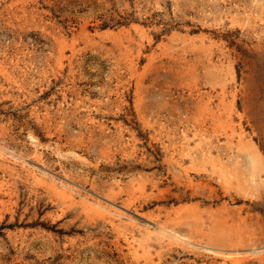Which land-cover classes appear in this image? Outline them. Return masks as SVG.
Returning <instances> with one entry per match:
<instances>
[{
    "label": "rangeland",
    "instance_id": "374dc122",
    "mask_svg": "<svg viewBox=\"0 0 264 264\" xmlns=\"http://www.w3.org/2000/svg\"><path fill=\"white\" fill-rule=\"evenodd\" d=\"M0 264H264V0H0Z\"/></svg>",
    "mask_w": 264,
    "mask_h": 264
},
{
    "label": "bare ground",
    "instance_id": "6f19581e",
    "mask_svg": "<svg viewBox=\"0 0 264 264\" xmlns=\"http://www.w3.org/2000/svg\"><path fill=\"white\" fill-rule=\"evenodd\" d=\"M158 226L161 228L159 231L161 233H163L165 236H167L169 239H171L172 243L177 242V243H180V244L187 246V247H195V248H198L200 250H206V251H208V250L215 251L218 249L229 250V249H225V247L222 246L221 244L216 245V244H214L215 242L210 241V240H205L203 238H200L199 236H197V238H194L195 236H193V235L183 234L177 228V226L175 224L167 225V224L158 223ZM234 250H239V249H234ZM252 251L254 253L255 252L257 253V252H260L261 250L259 247H254V248H252ZM259 255H261V254H259Z\"/></svg>",
    "mask_w": 264,
    "mask_h": 264
}]
</instances>
